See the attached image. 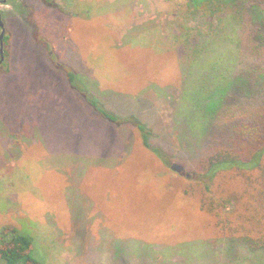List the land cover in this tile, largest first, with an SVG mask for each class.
Segmentation results:
<instances>
[{
	"label": "rangeland",
	"instance_id": "obj_1",
	"mask_svg": "<svg viewBox=\"0 0 264 264\" xmlns=\"http://www.w3.org/2000/svg\"><path fill=\"white\" fill-rule=\"evenodd\" d=\"M5 2L0 236L10 228L31 236L43 264H205V243L219 236L181 191L193 152H172L178 172L137 128L152 117L140 113L145 97L156 113L149 140L179 147L162 100L187 80L153 32L170 19V1ZM84 92L123 120L102 117Z\"/></svg>",
	"mask_w": 264,
	"mask_h": 264
},
{
	"label": "trees",
	"instance_id": "obj_2",
	"mask_svg": "<svg viewBox=\"0 0 264 264\" xmlns=\"http://www.w3.org/2000/svg\"><path fill=\"white\" fill-rule=\"evenodd\" d=\"M169 1L170 19L153 22V32L187 80L175 99L165 100V93L162 100L172 113L166 132L179 147L149 140L156 113L145 97L140 113L145 118L149 108L152 117L137 128L144 147L166 166L182 145L194 154L193 175L181 191L219 236L206 241L204 263L264 264V0ZM87 93L102 117L123 120ZM0 264L43 263L33 256L32 237L10 228L0 236Z\"/></svg>",
	"mask_w": 264,
	"mask_h": 264
},
{
	"label": "water",
	"instance_id": "obj_3",
	"mask_svg": "<svg viewBox=\"0 0 264 264\" xmlns=\"http://www.w3.org/2000/svg\"><path fill=\"white\" fill-rule=\"evenodd\" d=\"M5 1L6 0H0V3H4ZM3 36H4V23L2 22L1 15H0V62L3 61V50H2ZM170 168L178 172H181L183 170L182 166L175 164V163H171Z\"/></svg>",
	"mask_w": 264,
	"mask_h": 264
}]
</instances>
